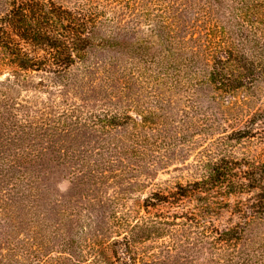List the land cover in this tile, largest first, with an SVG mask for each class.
Returning a JSON list of instances; mask_svg holds the SVG:
<instances>
[{"label": "trees", "instance_id": "trees-1", "mask_svg": "<svg viewBox=\"0 0 264 264\" xmlns=\"http://www.w3.org/2000/svg\"><path fill=\"white\" fill-rule=\"evenodd\" d=\"M0 237V264H264V0H0Z\"/></svg>", "mask_w": 264, "mask_h": 264}, {"label": "rangeland", "instance_id": "rangeland-1", "mask_svg": "<svg viewBox=\"0 0 264 264\" xmlns=\"http://www.w3.org/2000/svg\"><path fill=\"white\" fill-rule=\"evenodd\" d=\"M57 2H60L65 5L72 4L75 0H56ZM208 139L204 137V143L202 146H197L196 149L193 152H189L188 154L184 153L182 157H180L178 160H175L173 164H171L167 169H159V171L156 172L155 176L153 177L154 180L151 181L150 187L146 188V190L143 191V193L139 194V192H135L133 195V198L128 201L129 208L133 210H140L139 209V202L143 197H145L151 190H157L160 188H167L174 186L176 182L186 183L188 180H193L194 175V163L198 159V151L201 150V148L204 145V148H206L209 143ZM246 143V144H245ZM250 141H245L243 145H236L237 151H245L247 149V146L250 145ZM253 149H257L259 151V146H253ZM203 149V148H202ZM240 149V150H239ZM205 150V149H204ZM65 171L63 169H57L55 170L54 174L51 175L49 183L52 185V188H54L56 192L59 194L62 193H68L71 192V186L67 183L65 180ZM233 203V202H231ZM192 201L186 202L185 206L186 209L193 208ZM224 217L228 216L227 212H223ZM0 240L2 242L5 241V238L0 237ZM180 264V263H179Z\"/></svg>", "mask_w": 264, "mask_h": 264}]
</instances>
